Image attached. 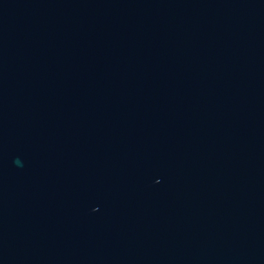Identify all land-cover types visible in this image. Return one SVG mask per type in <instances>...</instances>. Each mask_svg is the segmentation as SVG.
Listing matches in <instances>:
<instances>
[{
	"label": "water",
	"instance_id": "1",
	"mask_svg": "<svg viewBox=\"0 0 264 264\" xmlns=\"http://www.w3.org/2000/svg\"><path fill=\"white\" fill-rule=\"evenodd\" d=\"M0 264H264V0H0Z\"/></svg>",
	"mask_w": 264,
	"mask_h": 264
}]
</instances>
